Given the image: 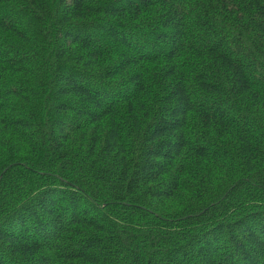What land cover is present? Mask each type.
Listing matches in <instances>:
<instances>
[{"label": "trees", "instance_id": "16d2710c", "mask_svg": "<svg viewBox=\"0 0 264 264\" xmlns=\"http://www.w3.org/2000/svg\"><path fill=\"white\" fill-rule=\"evenodd\" d=\"M0 264H264V0H0Z\"/></svg>", "mask_w": 264, "mask_h": 264}]
</instances>
